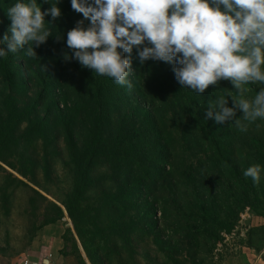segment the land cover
<instances>
[{
    "label": "rangeland",
    "instance_id": "obj_1",
    "mask_svg": "<svg viewBox=\"0 0 264 264\" xmlns=\"http://www.w3.org/2000/svg\"><path fill=\"white\" fill-rule=\"evenodd\" d=\"M1 21L0 39L9 30ZM0 47L7 49V45ZM22 61L27 64L22 58L13 63L18 68ZM20 80L27 88L16 95L17 90L0 72V131L7 121L4 99L8 94L15 95L22 114L17 123H11L12 132L0 133V152L5 158L0 160V264H24L39 253L53 258L54 264H251L256 251L249 245H264V216L247 208L228 211L226 199L236 205L240 192L236 185L223 191L230 180L220 178L210 165L189 176V165L199 163L185 152L180 138L184 117L178 115L176 120L172 109L160 114L150 111L162 140L175 153L170 155L172 164L167 169L178 179L179 196H173L167 183L155 192L138 185L134 190V184L118 189L114 184L116 166L135 167L132 182L155 174L138 166L145 151H161L154 147L155 131H144L146 124L137 135L145 121L144 111L152 109L144 90L135 93L134 87H116L113 93L95 96L90 89L82 88L83 82V95L55 103L53 93L41 97V82L36 75L23 71ZM13 81L20 86L16 77ZM220 85L219 95H226L225 88L233 89L228 80ZM259 87L249 85L248 95L254 96ZM53 104L57 110L50 111ZM228 106H233L230 98ZM101 108L109 109L119 124L115 134L105 137L107 143L93 126ZM209 122L222 131L217 134L223 135L212 141L213 148L217 144V155L247 165L257 157L250 152L253 148L264 165V122L258 121L260 129L251 125L247 132H240L230 122ZM97 140L100 145L93 143ZM207 146L205 141L203 147ZM109 158L117 162H109ZM201 172L204 180L200 179ZM193 197L215 198L218 209L208 201V209H195L192 217L188 213L186 222L176 208L185 211L182 206L191 203ZM145 198L153 204V212L146 209ZM217 210L221 222L232 224L229 231L219 226L211 230ZM185 223L188 230L180 231ZM203 223L214 233L208 241L202 237Z\"/></svg>",
    "mask_w": 264,
    "mask_h": 264
},
{
    "label": "clouds",
    "instance_id": "obj_2",
    "mask_svg": "<svg viewBox=\"0 0 264 264\" xmlns=\"http://www.w3.org/2000/svg\"><path fill=\"white\" fill-rule=\"evenodd\" d=\"M43 3L51 7L45 11L38 0H16L6 10L11 23L0 39V45H7L0 47V57L21 50L38 57L35 48L53 36L47 26L53 24L45 18L50 15L55 21L63 15L61 0ZM71 7L84 19L67 32L72 54H64L66 61L75 59L95 76L111 78L129 90L134 49L141 65L149 60L173 65L182 88L199 95L228 80L234 90L225 88L226 95L209 101L206 118L230 122L240 132L251 125L262 127L264 0H71ZM249 85L260 86L254 96L248 95ZM262 173L264 167L253 164L243 175L258 186Z\"/></svg>",
    "mask_w": 264,
    "mask_h": 264
},
{
    "label": "trees",
    "instance_id": "obj_3",
    "mask_svg": "<svg viewBox=\"0 0 264 264\" xmlns=\"http://www.w3.org/2000/svg\"><path fill=\"white\" fill-rule=\"evenodd\" d=\"M15 2L16 0H0V18L2 19V25L5 24L6 26H10L11 21L8 18L6 10ZM24 2H27V0H24ZM38 2L42 4L41 6L45 11L51 7L50 4L43 3V0H38ZM50 2L57 3L58 0H50ZM59 7L62 9L63 13L61 18L55 21L52 20L50 15L45 18L54 25H47L48 27L52 28L53 36H50L46 43L35 48L38 56L37 58L26 56L23 50L18 51L17 53H8L6 56L0 57V72L6 76L7 81L10 82L11 85L17 90L16 95L20 94L22 89L27 88L26 85H24V82L20 80V76L23 74V71L29 72V76L33 74L36 75L41 82L40 91L43 93L41 97H43L45 93H48V95L53 93L54 97L57 98L55 103L60 100H70L72 97H79L83 95L81 91L83 82L84 85L82 88L86 90L90 89L95 96L102 94L106 95L109 92L113 93L116 87H122L116 84L111 78L106 76H95L92 70L83 67L75 59L68 61L64 59L65 53H68L69 55L72 54V50L69 49L66 44L67 32L75 27L78 21L84 18L82 14L73 11L71 7V0H61ZM88 24L89 21L85 20V26ZM57 35H61L62 39L57 41L55 38ZM125 55L128 54L125 53ZM17 58H22L24 61H27V64L22 61L18 68H16L13 62ZM30 65L33 67H30ZM44 65L47 66V69ZM132 67L134 71L129 79L135 88V93H139L140 91L143 92L144 90V96L150 99V104L152 105V109L149 110L146 108L144 111L145 121H142L140 129L138 128L137 135H140L141 132H143L141 130L146 124L144 131H155V133L152 132V135L156 137L154 147L160 148V150L164 153L161 151L154 153V150H152L150 153L148 151L142 153V158H140V163L138 166L141 168H146L148 173L153 171L155 174L150 178L146 176L140 178L136 182H132L135 176V167L131 165L130 168L126 169L116 166L114 171V184L118 187V189H121L122 187L128 188L131 184H134V190L138 185L143 190H154L155 192V190H158L163 183H167L169 184V188L172 191L173 196H179V190L177 186L178 179H176V176L171 174V172L167 169L168 165L172 164L170 155L173 156L175 153L173 152L171 145L165 144V141L162 140L161 137L163 134L161 129L158 126V128L156 127V121L152 119V115L150 114L151 110H154V113L156 114H160L164 110L172 109L174 110L175 119L178 115L179 117H184L185 119V123L180 126V129L182 128L180 138L182 140L183 147L187 150L185 152H187L191 157H195V161L199 163L193 166L191 164L189 165V176L193 177V175L196 173L195 171L199 172L198 170L202 166L206 167L207 164L210 165L211 170H214L220 178L230 180V183L223 191L232 189L236 185V189L240 192L241 197L237 203H235L236 205H234V202L230 199H226L225 207L228 209V211L234 209L240 211L247 208L255 215L264 216V173H262L261 182L258 186L252 181L251 178H246L245 176L242 177L241 175L244 170L253 164H260L262 167H264V165H262L260 162V158L256 153V149H250V152L257 156L253 160V163L241 165L235 163V161L231 159H228L224 155H217L214 150L217 149V144L214 146V148L212 146V141L218 140L223 135L217 134L222 132L221 130H215L212 128L209 119L206 118L205 112L208 110L209 101L215 100L219 95L218 90H221V85L219 84V88L210 85L202 95H199L190 89H183L175 79L173 65L162 61L153 60H149L144 65H141L136 56L135 49L132 53ZM15 77L20 81V86L18 87L14 85L13 79ZM221 95L225 94L222 93ZM15 99L16 97L13 94H8L4 99L5 109L7 112V121L2 127L0 133L3 132L5 134L6 132H12V130H9L11 123L13 120H15V123H17V120H19L22 116L21 108L16 105ZM202 107H204L203 111ZM180 109L182 113H180ZM55 110H57V107L55 104H53L50 108V111ZM139 120V118H136V121ZM93 123V126L97 127V136H102V139L104 138V142L106 143L107 141L105 140V137L115 134L119 126L118 122L112 119L110 110H105L102 108L99 110V113L96 119H94ZM122 127H119L118 131L120 133ZM251 139L253 140L252 136ZM205 141L208 142L207 148L203 147ZM95 142H97L99 145L101 143L100 140L93 141V143ZM0 160L5 161V158L1 152ZM102 160L106 159L103 158ZM108 160L109 162H117L116 159L109 158ZM142 160H145L144 164L141 163ZM127 166H129V164H127ZM201 175L202 176L200 179L204 180V173L201 172ZM216 194L212 197H215ZM190 199H192L191 203H185V205L182 206V208H185L186 212L182 211L180 209L181 207L179 206L176 208V210L181 214V218H184L186 222L189 218L188 213H190L189 216L192 217V215H194L195 209H208V201H213L215 205L214 208L218 209V202L215 198L213 200H209V197L203 199L193 197ZM145 202L147 204L146 209L153 212V204L150 202V200L145 198ZM68 210L71 213V208L69 205ZM219 216L220 214L218 213V210L213 213L212 221L210 223L212 228L211 230H214L216 226H219V228L229 231L232 228V224L227 220H225V223L221 222ZM176 223L180 224L179 221H176ZM203 226L205 232H203L202 237L208 241L214 233L211 234V231L206 228L204 223ZM188 228V223L180 225V231L188 230ZM261 228L264 230V227ZM186 234L189 233L186 231ZM249 247L254 249L256 252L262 248L257 246L254 247L253 245H249Z\"/></svg>",
    "mask_w": 264,
    "mask_h": 264
},
{
    "label": "crops",
    "instance_id": "obj_4",
    "mask_svg": "<svg viewBox=\"0 0 264 264\" xmlns=\"http://www.w3.org/2000/svg\"><path fill=\"white\" fill-rule=\"evenodd\" d=\"M40 255H41L40 253L34 255L33 257L29 258L30 260L27 258L28 261L27 264H54L53 258L50 257L44 258L41 257ZM253 256L254 258L250 260L251 264H264V246H262V248L259 251L255 252Z\"/></svg>",
    "mask_w": 264,
    "mask_h": 264
},
{
    "label": "built area",
    "instance_id": "obj_5",
    "mask_svg": "<svg viewBox=\"0 0 264 264\" xmlns=\"http://www.w3.org/2000/svg\"><path fill=\"white\" fill-rule=\"evenodd\" d=\"M27 263H28V261H27V260H25L24 264H27Z\"/></svg>",
    "mask_w": 264,
    "mask_h": 264
},
{
    "label": "water",
    "instance_id": "obj_6",
    "mask_svg": "<svg viewBox=\"0 0 264 264\" xmlns=\"http://www.w3.org/2000/svg\"><path fill=\"white\" fill-rule=\"evenodd\" d=\"M45 261H46V259H45Z\"/></svg>",
    "mask_w": 264,
    "mask_h": 264
}]
</instances>
